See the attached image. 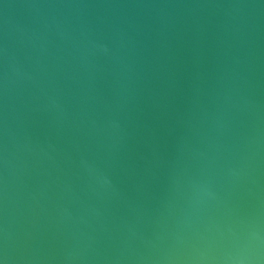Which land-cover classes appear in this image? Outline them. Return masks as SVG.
I'll list each match as a JSON object with an SVG mask.
<instances>
[{"label": "water", "instance_id": "95a60500", "mask_svg": "<svg viewBox=\"0 0 264 264\" xmlns=\"http://www.w3.org/2000/svg\"><path fill=\"white\" fill-rule=\"evenodd\" d=\"M0 264H264V0H0Z\"/></svg>", "mask_w": 264, "mask_h": 264}]
</instances>
